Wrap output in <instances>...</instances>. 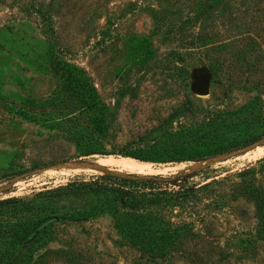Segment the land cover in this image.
<instances>
[{"label":"rangeland","instance_id":"1","mask_svg":"<svg viewBox=\"0 0 264 264\" xmlns=\"http://www.w3.org/2000/svg\"><path fill=\"white\" fill-rule=\"evenodd\" d=\"M197 129L206 145L179 162L83 155L76 142L118 153ZM192 172L182 200L129 218L127 233L91 210L101 195L48 193L104 174ZM10 197L33 199L26 215L42 220L15 249L26 264H264V0H0ZM149 237L163 246L146 248Z\"/></svg>","mask_w":264,"mask_h":264},{"label":"trees","instance_id":"2","mask_svg":"<svg viewBox=\"0 0 264 264\" xmlns=\"http://www.w3.org/2000/svg\"><path fill=\"white\" fill-rule=\"evenodd\" d=\"M211 123L213 121L206 124V126ZM208 135V131L203 132V130L199 129L185 133L177 132L169 134L164 143L145 144L134 150H123L118 153L84 149L85 145L81 144L79 139L76 138V142L80 146L83 155L97 153L103 155L118 154L124 156L121 157V161L131 159L125 157H132L140 161L179 162L183 157L190 155V145L197 144L201 140H203V145H206ZM200 157L199 159H201ZM193 173L146 177L135 173H126L125 176L104 174L92 177L90 181L86 182L82 180L70 181L66 185L50 190L48 193L54 197L53 194L56 192H61L65 195L70 189H74L78 190L79 193L101 195L100 206L92 207L91 210L94 213H103L104 211L112 213L116 228L127 233L131 231L129 229L131 224L127 223L129 218L141 217L144 212L150 214L151 205L166 207L171 200H182L188 191H183L181 182L194 176ZM209 184L210 182H207L200 187H206ZM172 187H178V190ZM33 202V199L28 197L0 199V264H26L20 255L18 257L15 254V249L23 244L25 239L42 221L26 215ZM136 238L133 237L132 240L135 242ZM141 243L150 249L151 247L161 248L164 242L161 239L155 240L149 237L145 242Z\"/></svg>","mask_w":264,"mask_h":264},{"label":"water","instance_id":"3","mask_svg":"<svg viewBox=\"0 0 264 264\" xmlns=\"http://www.w3.org/2000/svg\"><path fill=\"white\" fill-rule=\"evenodd\" d=\"M192 89L200 96L208 94V78L205 74H196L193 78Z\"/></svg>","mask_w":264,"mask_h":264},{"label":"bare ground","instance_id":"4","mask_svg":"<svg viewBox=\"0 0 264 264\" xmlns=\"http://www.w3.org/2000/svg\"><path fill=\"white\" fill-rule=\"evenodd\" d=\"M139 169H141V170L145 171V169H144V168H139ZM102 171H103V170H102Z\"/></svg>","mask_w":264,"mask_h":264}]
</instances>
